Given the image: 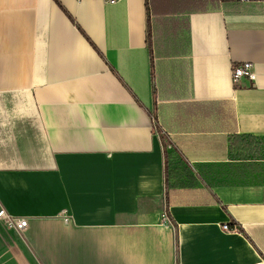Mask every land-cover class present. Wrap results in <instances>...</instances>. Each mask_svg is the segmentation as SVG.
I'll use <instances>...</instances> for the list:
<instances>
[{
	"label": "crops",
	"instance_id": "0c3cea01",
	"mask_svg": "<svg viewBox=\"0 0 264 264\" xmlns=\"http://www.w3.org/2000/svg\"><path fill=\"white\" fill-rule=\"evenodd\" d=\"M1 208L0 264H264V0H0Z\"/></svg>",
	"mask_w": 264,
	"mask_h": 264
},
{
	"label": "built area",
	"instance_id": "2783aa9c",
	"mask_svg": "<svg viewBox=\"0 0 264 264\" xmlns=\"http://www.w3.org/2000/svg\"><path fill=\"white\" fill-rule=\"evenodd\" d=\"M117 0H109V2L114 3ZM242 1H247V0H242ZM231 76H232V81L235 85L239 84V82L242 79H248L252 83L256 81V71L254 69V64L251 61H244V62H239V63H234L232 65L231 69ZM0 217L5 219L12 227L22 230L27 226V218L26 217H19V216H14L7 212L4 208L0 209ZM223 228L229 229L228 224H224ZM237 227H233V229H236Z\"/></svg>",
	"mask_w": 264,
	"mask_h": 264
},
{
	"label": "trees",
	"instance_id": "16d2710c",
	"mask_svg": "<svg viewBox=\"0 0 264 264\" xmlns=\"http://www.w3.org/2000/svg\"><path fill=\"white\" fill-rule=\"evenodd\" d=\"M225 1V0H224ZM232 144L236 147V148H239V147H241V148H244V147H246V144H244V141L242 140H240L239 139V137H235V139L233 140V142H231V146H232ZM172 175H171V173L170 172H168L167 171V175H166V184H167V189L169 188V187H172L173 185L171 184V181H172V177H171ZM167 204L169 205V199H168V195H167Z\"/></svg>",
	"mask_w": 264,
	"mask_h": 264
}]
</instances>
